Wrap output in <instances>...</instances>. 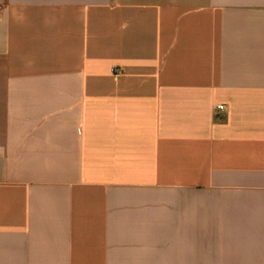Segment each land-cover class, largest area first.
<instances>
[{
  "label": "crops",
  "instance_id": "crops-1",
  "mask_svg": "<svg viewBox=\"0 0 264 264\" xmlns=\"http://www.w3.org/2000/svg\"><path fill=\"white\" fill-rule=\"evenodd\" d=\"M0 264H264V0H0Z\"/></svg>",
  "mask_w": 264,
  "mask_h": 264
},
{
  "label": "built area",
  "instance_id": "built-area-1",
  "mask_svg": "<svg viewBox=\"0 0 264 264\" xmlns=\"http://www.w3.org/2000/svg\"><path fill=\"white\" fill-rule=\"evenodd\" d=\"M218 111H223L224 110V107L223 106H218Z\"/></svg>",
  "mask_w": 264,
  "mask_h": 264
}]
</instances>
